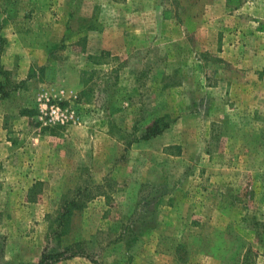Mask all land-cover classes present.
I'll use <instances>...</instances> for the list:
<instances>
[{
	"label": "rangeland",
	"instance_id": "rangeland-1",
	"mask_svg": "<svg viewBox=\"0 0 264 264\" xmlns=\"http://www.w3.org/2000/svg\"><path fill=\"white\" fill-rule=\"evenodd\" d=\"M67 249L264 264V0H0V264Z\"/></svg>",
	"mask_w": 264,
	"mask_h": 264
},
{
	"label": "trees",
	"instance_id": "trees-1",
	"mask_svg": "<svg viewBox=\"0 0 264 264\" xmlns=\"http://www.w3.org/2000/svg\"><path fill=\"white\" fill-rule=\"evenodd\" d=\"M62 104H64V103H62ZM158 134L159 133L154 132L153 130L149 129V132H148L146 138L153 137V136H156ZM250 252H251V250L247 249V251L244 254L243 258L247 259V257H248ZM75 257H84V258H87V259L91 260L95 264H99L87 252H85V251H75V250H71V249H67V250H63V251H59V252H54V253H51V254L43 255V257L41 258V260H40V262L38 264H56V263H60L62 261L73 259ZM250 264H252V263H250Z\"/></svg>",
	"mask_w": 264,
	"mask_h": 264
},
{
	"label": "built area",
	"instance_id": "built-area-1",
	"mask_svg": "<svg viewBox=\"0 0 264 264\" xmlns=\"http://www.w3.org/2000/svg\"><path fill=\"white\" fill-rule=\"evenodd\" d=\"M50 114L61 116V119L59 121H61L62 123L65 122V120L63 118L65 117L66 114H64V112H62V110H60V108H54V107L50 108Z\"/></svg>",
	"mask_w": 264,
	"mask_h": 264
},
{
	"label": "crops",
	"instance_id": "crops-1",
	"mask_svg": "<svg viewBox=\"0 0 264 264\" xmlns=\"http://www.w3.org/2000/svg\"><path fill=\"white\" fill-rule=\"evenodd\" d=\"M28 70H29V67H28Z\"/></svg>",
	"mask_w": 264,
	"mask_h": 264
}]
</instances>
